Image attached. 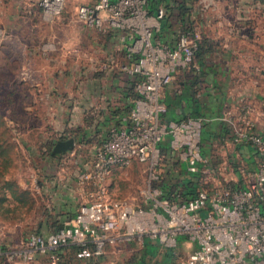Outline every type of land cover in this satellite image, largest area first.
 Returning <instances> with one entry per match:
<instances>
[{"label":"built area","instance_id":"2783aa9c","mask_svg":"<svg viewBox=\"0 0 264 264\" xmlns=\"http://www.w3.org/2000/svg\"><path fill=\"white\" fill-rule=\"evenodd\" d=\"M64 3L39 0L44 13L50 15L60 13ZM147 4L148 0H89L78 6V19L85 26L100 37L117 35L118 46L101 52L94 62L98 71L124 73L134 96L120 123L109 127L91 158L78 167L76 183L84 191V201L74 224L48 234L32 232L10 249L3 248L0 237V256L8 263H29L65 244L83 246L79 257L101 255L115 243H135L141 249L146 239L173 249L183 236L195 244V264H264V214L259 207L264 203V125L256 127L249 105L241 108L242 120L228 112L216 118L228 125L233 141L249 144L259 157L254 171L239 170L244 187L233 184L230 177L211 190L197 189L188 198L176 193L169 199L156 185L165 172L160 143L167 136L171 151L189 171L210 174L213 169L201 148L207 118L169 119L164 101L173 75L193 64L199 32L192 20L181 21L173 41H161L157 35L165 8L160 4L151 12ZM210 6L208 0H193L190 10ZM118 51L122 52L120 59L115 56ZM132 163L144 165L147 171L141 205L110 197L112 173Z\"/></svg>","mask_w":264,"mask_h":264},{"label":"rangeland","instance_id":"374dc122","mask_svg":"<svg viewBox=\"0 0 264 264\" xmlns=\"http://www.w3.org/2000/svg\"><path fill=\"white\" fill-rule=\"evenodd\" d=\"M88 1L65 0L62 11L50 15L44 13L39 0H0V204L9 208L5 216L9 223H13L19 213L20 216L25 213L27 219L31 210L43 202H50L48 194L52 188L68 181L71 172L90 159L100 139L101 131L97 135L92 131L107 112L106 107L100 106L101 99L105 100L108 93L114 94V90L109 81L102 82L106 89L103 93L101 81L100 86L96 83L108 76L99 72L94 62L101 52L104 53L106 44L95 30L78 19V6ZM223 1L218 0L221 4ZM248 1L250 6L246 12L251 20L245 35L252 36L244 48L262 58L264 0ZM209 28L212 24L204 26L202 31L208 33ZM4 31L7 38L2 37ZM41 38L44 40L39 42ZM42 52L47 56V66L40 72L38 66L42 62L37 54ZM259 65L264 68V62ZM238 67L242 69L243 66L238 64ZM92 86L95 88L89 95ZM109 126L104 124V130ZM68 137L74 138V147L62 154H52L56 140ZM229 148L217 142L206 153L213 170L210 174L200 172L198 189L211 190L219 186L222 179L234 175L225 165ZM169 156L174 158L175 165ZM179 161L175 152L165 154L163 181L170 179L171 183H178V190L181 189ZM147 184L145 166L132 163L111 176L110 197L141 205V195ZM23 237L6 238V244L14 245ZM128 244L106 246L104 250L109 253L104 255V251L103 258L102 254L98 255L102 259L100 264H131L139 259L142 248ZM192 245L186 239L177 244L176 249L158 251L148 264H195ZM63 264L69 263L64 260Z\"/></svg>","mask_w":264,"mask_h":264},{"label":"crops","instance_id":"0c3cea01","mask_svg":"<svg viewBox=\"0 0 264 264\" xmlns=\"http://www.w3.org/2000/svg\"><path fill=\"white\" fill-rule=\"evenodd\" d=\"M208 1L211 2L209 8L204 10L199 7L194 8L190 18L188 15L186 17L182 16L178 9L174 10L157 35V38L161 41L172 42L180 22L192 20L199 32L200 41L204 39L210 43L206 50H202L199 58L194 57V62L189 68L178 70L173 75L164 97L168 107L167 118L179 120L187 116L199 115L206 117L207 120L203 123L204 136L202 137L205 155L212 150L213 145L217 142L221 143V146L224 144L230 147L228 164L225 165L231 168L234 174L231 177L233 179L232 183L244 187L239 170L246 168L249 171H254L259 157L249 144L233 141V137L227 129L228 125L216 118L228 112L232 118L242 120L241 108L247 104L251 108L249 116L258 129L262 128L264 125V68H259V64L264 62V59H262L264 55L261 54V58L258 54H256L257 56L251 54V52L246 51L247 48H244L252 36V34H249L248 37L245 35V30L250 25L251 20V17L247 15L248 12H246L250 6V1L224 0L222 4L218 0ZM211 24L212 28L207 30L208 33L203 32L204 26H210ZM3 36L7 38V32L4 31ZM99 39L106 44V49L111 51L118 46L117 35L108 38L100 37ZM106 51L104 50L105 53ZM121 53V51H118L115 56L120 59ZM46 57L44 52L37 54L39 62H42L38 66L40 72L44 71L47 66L45 63L47 61ZM238 64L243 66L242 69L238 67ZM99 72L108 75L105 78L96 80L98 86H100L99 82L101 81L102 92H106L105 84H102V82L109 81V86L114 90V94L109 95L108 93L105 100L101 99L100 106L106 107V113L109 112L107 107L118 110L129 103L130 98L127 96V91L130 83L127 76L118 71ZM116 78L119 80L118 83H116ZM119 83L122 85H119ZM94 88L95 86L90 87L88 90L89 95ZM115 114V117L119 119L122 116L119 110ZM172 153L174 152L169 151L167 155ZM172 158L170 157V161ZM172 164L175 165V160L172 161ZM177 164L179 181L183 179L186 172H195L189 171L186 163ZM76 172L77 170L71 172L72 176L67 177L68 181L56 184L57 187L54 186L55 188H52L51 193L48 194L50 202H43L40 207L37 206L34 210H31L30 217L27 219L25 213L22 216L19 213L18 218L12 220L13 223H9L5 219L9 208L3 203L0 204V237L4 249L18 246L22 239L32 232L48 234L57 227L74 224L79 209L78 206L84 201V191L76 183ZM44 173L47 174V172ZM170 182L172 181L168 179L166 183ZM40 188L43 189V186ZM183 193L187 198L192 195L188 191ZM20 236L24 237L18 242L16 240V244H6V238ZM181 242H186V238L178 237V244ZM151 243L154 245H145L142 248V256L140 257L141 254H138L140 258L132 262L138 263L141 258L146 256L149 257V262L155 253L167 249L160 246L155 240ZM130 244L128 245L130 246ZM192 244L195 247V244ZM169 250L164 251L168 252ZM106 252L109 253V251H105L104 255L107 254ZM77 254L78 250L76 248L71 247L70 244H65L51 249L45 254L37 255L29 263L16 261L12 264H63L64 260L69 264H100L102 260L100 256L79 257ZM104 255L102 254L101 257H105ZM2 262L7 261L0 256V264ZM151 264H155V262H151ZM160 264H165V262Z\"/></svg>","mask_w":264,"mask_h":264},{"label":"trees","instance_id":"16d2710c","mask_svg":"<svg viewBox=\"0 0 264 264\" xmlns=\"http://www.w3.org/2000/svg\"><path fill=\"white\" fill-rule=\"evenodd\" d=\"M193 0H148V4H147V8L151 11V12H155L157 10V6L162 4L165 8V16L162 19V27L164 26L165 23H167L168 21V17L173 14L174 10L178 9L180 14L184 17H186L187 15L191 16V4H192ZM210 45V43L208 42V40H204L202 39V41H200L199 46L195 52V57L199 58V56L202 54V50H206L207 47ZM128 94L127 96L131 99L134 96V92L132 90V88L128 89ZM166 103V101H165ZM167 105V103H166ZM130 108V102L125 104L124 107H121V109H118L119 111H121L122 116L125 115ZM108 109V113L105 112V117L103 120H99L101 121L98 126H96L92 132L94 135L99 134V131H101V135H100V139L97 140V144H99L103 139L106 138L107 136V132L108 129L111 125H118L120 123L121 118H117L115 117V112L117 113L118 110H113L110 107H107ZM167 113H168V107H167ZM121 116V117H122ZM199 116V115H198ZM167 117V114H166ZM196 117V116H195ZM104 124L106 125H110L106 130H104ZM230 132L229 127L227 128ZM203 129H202V134L201 137H203ZM160 148L163 151V153L168 154L169 151H171L170 147H169V137H165L164 140L160 143ZM202 148V153L205 155V149H204V145H201ZM179 163H182L181 161H179ZM190 172H186L183 175V179L181 180V189L178 190L176 188V185L178 186V183H166L163 181L156 184L158 185L162 191H163V196L167 197L169 199H173L174 195L176 193H179L180 195H182V197L184 198V191H188L190 194H194L196 192V190L198 189V177L200 175V172L195 171L194 173H190ZM190 176V177H189ZM188 177V178H187ZM178 190V191H177ZM261 212L264 214V203L259 205ZM59 228V227H57ZM56 228V229H57ZM154 240H149L146 239L145 240V245L146 246H150L153 243H151ZM154 245V244H153ZM71 247L76 248L78 251L80 249L83 248V246H80L78 244H70ZM90 246V245H89ZM149 260V257H145V258H141L140 262L136 263V262H132L131 264H147Z\"/></svg>","mask_w":264,"mask_h":264},{"label":"water","instance_id":"95a60500","mask_svg":"<svg viewBox=\"0 0 264 264\" xmlns=\"http://www.w3.org/2000/svg\"><path fill=\"white\" fill-rule=\"evenodd\" d=\"M75 145V140L73 137H68L64 139H58L54 143L52 154H62L70 149H72Z\"/></svg>","mask_w":264,"mask_h":264}]
</instances>
